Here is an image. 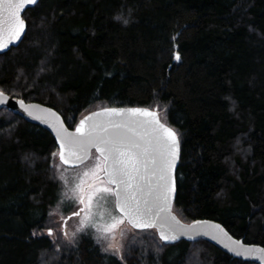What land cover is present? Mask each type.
I'll return each instance as SVG.
<instances>
[{"label":"trees","instance_id":"1","mask_svg":"<svg viewBox=\"0 0 264 264\" xmlns=\"http://www.w3.org/2000/svg\"><path fill=\"white\" fill-rule=\"evenodd\" d=\"M23 18L0 91L69 128L107 106L162 111L180 142L173 211L264 248V0H39ZM57 153L46 130L0 111V264H255L154 230L136 231L123 259L88 234L63 239Z\"/></svg>","mask_w":264,"mask_h":264},{"label":"snow or ice","instance_id":"2","mask_svg":"<svg viewBox=\"0 0 264 264\" xmlns=\"http://www.w3.org/2000/svg\"><path fill=\"white\" fill-rule=\"evenodd\" d=\"M36 3L37 0H0V52L20 40L26 29L22 12ZM176 59H180L178 54ZM2 103H6V97L0 92ZM19 103L24 107L22 100ZM25 111L33 115V109L25 108ZM43 111L54 118L50 126L56 132L61 164L82 165L92 158L93 150L96 154L94 163L83 172L74 189L83 206L74 214L84 213L79 231L91 226L88 222L93 217L92 206L99 197L113 199L114 213L119 214L113 215L112 222L104 226V238L111 235L115 239V231L125 222L134 229L154 228L165 242H174L189 232L199 234L198 226L206 222L197 221L185 227L171 215L179 140L177 133L162 123L155 111L140 107L105 108L81 120L74 132L64 127L55 112ZM61 179L65 178L61 176ZM215 227L219 229V225ZM48 235H53L51 229ZM188 238L195 237L188 235ZM110 249H115L123 259L119 246L110 243L104 251ZM230 250L238 256L251 255L254 251L243 245ZM256 251L264 253V249Z\"/></svg>","mask_w":264,"mask_h":264},{"label":"rangeland","instance_id":"3","mask_svg":"<svg viewBox=\"0 0 264 264\" xmlns=\"http://www.w3.org/2000/svg\"><path fill=\"white\" fill-rule=\"evenodd\" d=\"M159 117L162 122L169 125L162 111H159ZM95 155L96 154L93 153L92 158L89 159V161L76 168H67L59 162L58 158L56 159L54 163V172L56 173L59 190L57 193L56 203L50 214L51 217L55 219V222L58 223V230L60 231L63 239L69 242H74L81 235L88 234L94 238L103 250L107 248L110 243H112L120 247L121 254L125 245L136 236V230L132 229L125 222L115 231V239H113L111 235L104 238V226L112 222L113 215H119L118 213H114L113 199L96 198L92 206L93 217L92 220L88 222L91 226L87 227L84 231H79L81 228V221L84 219V213H81L80 216L70 217L83 207L79 204V201L76 198L77 194L74 192V189L80 182V179L83 178V172L94 163ZM61 176L65 179L62 180ZM68 217L70 218L67 219ZM73 234L75 235L73 236ZM56 236L57 233L53 235V238ZM107 252L120 256L116 253L115 249H110Z\"/></svg>","mask_w":264,"mask_h":264},{"label":"water","instance_id":"4","mask_svg":"<svg viewBox=\"0 0 264 264\" xmlns=\"http://www.w3.org/2000/svg\"><path fill=\"white\" fill-rule=\"evenodd\" d=\"M38 1L39 0H37V3H38ZM36 4L28 5L27 8L24 10V12L27 9L33 8L34 6H36ZM24 12H22V16H23ZM26 29H27V23H26ZM26 29H25L24 34H22V36H21L19 41H16L15 43L10 44L9 48L5 49L3 52H0V54H4L5 52L9 51L11 48L17 47L20 44V42L22 41V39H23V37H24V35L26 33ZM0 92H2V91H0ZM4 96L6 97V103L0 104V111L3 110V109H7V110L11 111L14 115H16V116L22 118L23 120H25L26 122L38 125L41 128H43L44 130H46L48 133H50L52 135L54 141H55V144H56V147H57V150H58V153H57L58 160H59V144H58V142L56 140V132L50 126V123L53 121L54 118H52L50 116H46L43 110H47L48 112H55L56 115L60 117V121L63 123L64 127L67 128L69 132H74L76 126L80 123L81 120L85 119L86 117L92 116L93 113L100 112V111H102L105 108H136V107H108V106L107 107H103V108H99V109H96V110H93L91 112H88V113L84 114L77 121V123L75 124V126L73 128H69L65 124V122H64L62 116L60 115V113H58L55 109H53L51 107L45 106V105L37 103V102H26V101H24L22 99H15V98L11 97L10 95H8L6 93H4ZM21 100L24 102V107H22L21 104L19 103V101H21ZM25 108L33 109V115H30L28 111H25ZM140 108H147V107H140ZM148 109H150L152 111H155L157 113V115H158V118L160 119L159 113H158V111L156 109H152V108H148ZM34 116H41L43 118L36 119V118H34ZM160 121H161V119H160ZM162 123H164V122H162ZM167 126H169V125H167ZM169 127H171V126H169ZM178 140H179V138H178ZM93 153H95L94 150H93ZM179 158H180V142H179V156H178V159H177V162H176L175 169L173 171L176 191L174 193V199H173V203H172L171 215L174 216L176 218V220H178L180 222V224L184 225L185 227H187L189 225H192V224H195L197 221L206 222V223H202L201 225L198 226L199 234H197L195 232H189L188 233V235L194 236L195 237L194 239H189L188 235H180L179 239H177L174 242L161 241L160 237H159V232L156 229H154V228L153 229H146V230H154L156 235H157V237H158V239L161 241V243L166 244V245H172V244L178 243V242H180L182 240H185V241H188V242H195V241L202 240V241H205V242L213 245L214 247L218 248L219 250H221L225 254L231 256L232 258L239 259V260H242V261H245V262L255 263V264H264V253H261L260 251H256L258 249H264L263 247H261L259 245H255V244H246V243L243 242L242 239L234 238L224 228V226H222L220 223L212 221V220H208V219H197V220H193L191 222H184L176 215V213L173 211V207H174V202H175L176 192H177L176 172H177V168H178ZM59 162H60V160H59ZM63 166H65L67 168H76V167H79L81 165H77V166L63 165ZM72 216H76V215L72 214L70 217H72ZM70 217H68L67 219H69ZM216 225H219V229L215 227ZM129 226L132 229H134L131 225H129ZM220 229H223V231L221 232ZM134 230H136V231H144V230H140V229H134ZM205 233H207V234H205ZM225 233L227 235H225ZM233 242H238V243H233ZM239 245H243L244 248L253 249L254 251L252 252L251 255H243L242 254V255L238 256V255H236V253L234 251H232L230 249L238 248ZM241 251H242V249H241Z\"/></svg>","mask_w":264,"mask_h":264},{"label":"flooded vegetation","instance_id":"5","mask_svg":"<svg viewBox=\"0 0 264 264\" xmlns=\"http://www.w3.org/2000/svg\"><path fill=\"white\" fill-rule=\"evenodd\" d=\"M27 23V22H26ZM27 30V29H26Z\"/></svg>","mask_w":264,"mask_h":264}]
</instances>
